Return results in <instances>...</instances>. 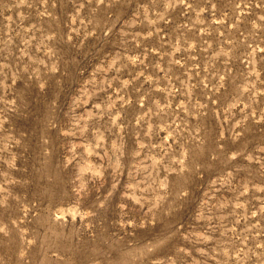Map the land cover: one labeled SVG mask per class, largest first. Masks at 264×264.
<instances>
[{
    "label": "rangeland",
    "instance_id": "rangeland-1",
    "mask_svg": "<svg viewBox=\"0 0 264 264\" xmlns=\"http://www.w3.org/2000/svg\"><path fill=\"white\" fill-rule=\"evenodd\" d=\"M0 264H264V0H0Z\"/></svg>",
    "mask_w": 264,
    "mask_h": 264
}]
</instances>
